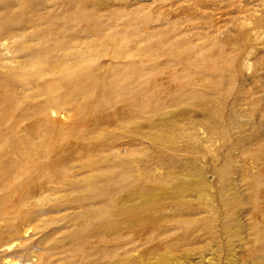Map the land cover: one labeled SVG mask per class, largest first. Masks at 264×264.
Instances as JSON below:
<instances>
[{
	"label": "rangeland",
	"instance_id": "rangeland-1",
	"mask_svg": "<svg viewBox=\"0 0 264 264\" xmlns=\"http://www.w3.org/2000/svg\"><path fill=\"white\" fill-rule=\"evenodd\" d=\"M0 264H264V0H0Z\"/></svg>",
	"mask_w": 264,
	"mask_h": 264
},
{
	"label": "bare ground",
	"instance_id": "bare-ground-1",
	"mask_svg": "<svg viewBox=\"0 0 264 264\" xmlns=\"http://www.w3.org/2000/svg\"><path fill=\"white\" fill-rule=\"evenodd\" d=\"M178 249V248H177ZM174 253V252H173Z\"/></svg>",
	"mask_w": 264,
	"mask_h": 264
}]
</instances>
